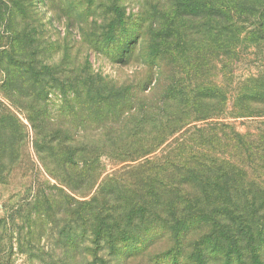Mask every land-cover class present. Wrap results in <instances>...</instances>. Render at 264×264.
Instances as JSON below:
<instances>
[{"label": "rangeland", "instance_id": "374dc122", "mask_svg": "<svg viewBox=\"0 0 264 264\" xmlns=\"http://www.w3.org/2000/svg\"><path fill=\"white\" fill-rule=\"evenodd\" d=\"M257 84L264 0H0V264H192L178 261L194 249L165 257V239L115 254L94 239L90 200L151 140L158 102L202 100L254 131L264 115L237 114ZM250 213L264 226V205ZM261 233L205 264H264Z\"/></svg>", "mask_w": 264, "mask_h": 264}, {"label": "trees", "instance_id": "16d2710c", "mask_svg": "<svg viewBox=\"0 0 264 264\" xmlns=\"http://www.w3.org/2000/svg\"><path fill=\"white\" fill-rule=\"evenodd\" d=\"M256 87L241 95L247 101L241 102L238 117L264 115L254 112L264 109L263 86ZM185 102H158L151 140L138 145L135 155L116 152L115 157H125L117 163H126L108 175L98 198L90 200L94 239L115 254L149 253L165 239L174 244L165 257L180 246L182 252L194 250L180 254L178 263L205 264L229 257L240 241L261 240L263 223L249 216L264 205V120L254 131H241L227 117H214L208 103ZM186 107L202 113L187 116ZM218 245L228 247L217 253L213 247ZM151 260L159 261L154 255Z\"/></svg>", "mask_w": 264, "mask_h": 264}]
</instances>
